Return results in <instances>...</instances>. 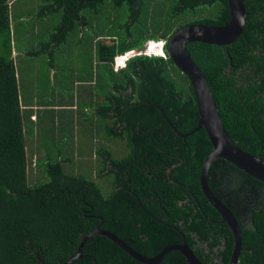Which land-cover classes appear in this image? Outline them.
Here are the masks:
<instances>
[{"label": "trees", "instance_id": "obj_1", "mask_svg": "<svg viewBox=\"0 0 264 264\" xmlns=\"http://www.w3.org/2000/svg\"><path fill=\"white\" fill-rule=\"evenodd\" d=\"M11 1L0 0V264H62L98 225V216L104 220L99 227L145 256L183 239L201 263L227 264L231 233L198 182L211 145L203 128L181 138L157 109L180 133L195 126L192 89L165 55L166 41L189 23L224 25L226 0H40L39 14L58 21L47 41L27 52L31 57L45 51L55 57L52 48L67 44L78 18L87 36L85 126L58 142L50 133L54 148L41 150L38 129L34 138V124L20 103ZM103 2L110 11L102 12ZM243 3L244 27L234 42H190L186 49L209 85L230 139L264 158V0ZM158 37L165 39L164 57L134 55L112 70L113 56ZM39 153L44 158L38 165ZM76 157L85 162L75 167ZM207 180L239 224L236 264H264V183L221 158L210 163ZM136 224L145 240L138 238ZM70 264L143 263L93 235ZM157 264L188 263L172 250Z\"/></svg>", "mask_w": 264, "mask_h": 264}, {"label": "water", "instance_id": "obj_2", "mask_svg": "<svg viewBox=\"0 0 264 264\" xmlns=\"http://www.w3.org/2000/svg\"><path fill=\"white\" fill-rule=\"evenodd\" d=\"M226 6L227 22L224 25L214 26L202 23H189L175 30L166 41L165 55L179 72L185 76L192 89L197 112L195 126L188 132L180 133L173 127L164 113L159 108L157 109L168 126L181 138L203 128L212 149L201 162L198 182L203 196L219 214V221L225 223L231 233L232 249L227 264H236L240 250L239 224L230 209L215 196L209 187L207 180L208 167L214 159L221 158L248 176L264 183V158L240 149L230 139L221 122L209 85L202 71L186 49V45L190 42L223 46L236 40L244 27L246 15L244 3L243 0H226ZM262 55L261 64L264 66V51ZM166 175H169L168 170H166ZM98 218L100 219V217ZM93 235L107 238L131 258L143 264H157L165 253L172 250L179 251L188 264H203L194 256L183 239L179 243L165 245L152 256H145L128 246L112 232L100 229L98 225L82 236L75 253L62 264H70L76 258H79L84 243ZM35 255L38 262L41 261L38 254L36 253Z\"/></svg>", "mask_w": 264, "mask_h": 264}, {"label": "rangeland", "instance_id": "obj_3", "mask_svg": "<svg viewBox=\"0 0 264 264\" xmlns=\"http://www.w3.org/2000/svg\"><path fill=\"white\" fill-rule=\"evenodd\" d=\"M23 3V6H22ZM41 1L40 0H16L13 4V11H18L19 9H26V10H33V12H39V7H40ZM103 7H102V12L108 10L110 11L109 7L107 6L106 2H103ZM16 14V12H14ZM106 17V16H105ZM92 19V18H91ZM58 21V18L55 16H45L42 15L41 17H38L37 19L32 18L29 22L23 23L19 22L18 19L14 16L11 17V22H10V27L11 30L15 31V34L12 35L11 40H12V55H14V62H15V68L17 71L18 75V84L20 87V91L24 92L29 98L31 93L34 91L33 86H29V88H25L23 85V82L27 80H34L35 78H38L40 81H43L42 84H44V75L41 73L42 66H46V61L48 59V56L45 53H41L40 55L36 56V59L32 58L31 56H25L21 55V52H26L27 50H35L39 47V41L42 40H47L49 37V34L52 32V29L56 25ZM93 24V23H92ZM29 30L30 34H28L27 38L21 37L20 41H18V30ZM87 36H85V41ZM103 41L108 42L109 40L104 39ZM86 43V42H85ZM26 46V49L24 47ZM159 44H157V48ZM154 50L153 53L154 55H160L163 57L161 54H156V50ZM136 51L128 53L129 56L135 54ZM140 52H145L147 55H151V52L149 51V46L148 50L146 51H140ZM161 53V52H159ZM66 54V52L64 53ZM61 54H57L56 57L60 56ZM127 55V54H126ZM55 57V58H56ZM65 58H68V56H64ZM127 58V57H126ZM124 56L118 57L116 61L121 63L119 66L113 65L114 69H118L123 66V60ZM95 60L92 61V67L95 66ZM55 69V74H54V80H55V85L56 87L59 86L60 80L63 76L64 70L62 67H54ZM68 73V72H67ZM72 75L67 74L65 77V83L62 85L64 86V91H60V96L58 98H54L55 100L51 101L50 104L54 105H60L59 108H49L50 112L51 111H58L56 116H48L46 107H44L40 112H41V119L40 124H39V129H38V138L36 141H38V145L40 147V150L44 147H49V148H54L53 144L51 142L52 136H50V133L55 134V140L58 142V138H63V140H68L69 134L73 132L71 130L72 123L77 124L76 122L79 119H85V110L83 113H79L78 111L76 112L75 110H69L66 106L67 103L70 102H82L84 105L85 109V96H80L78 99H71L70 94L66 91V88L68 87L69 83L68 80ZM92 84V83H90ZM61 85V83H60ZM39 88L40 85H38V89L35 93H39ZM27 90V92H25ZM35 98V97H34ZM46 101V98H44ZM80 100V101H79ZM47 103V102H46ZM81 108V105L79 103V109ZM56 117V118H55ZM64 120L65 123L60 122V120ZM77 129V128H74ZM50 131V132H49ZM62 140V141H63ZM72 144V143H71ZM73 149H74V144ZM75 145H77L75 143ZM79 146V145H78ZM71 147V146H68ZM84 147V146H81ZM51 152H54V149H50ZM123 151V148H122ZM121 151V152H122ZM41 152V151H40ZM30 154V151H29ZM42 154V153H41ZM39 153L37 164H41L42 162L40 161L43 160V156H41ZM120 153H116L115 155H119ZM75 159H78V162H74L75 167L78 165V163H84L85 159L83 157H76ZM85 173V171H83ZM46 178V177H45Z\"/></svg>", "mask_w": 264, "mask_h": 264}, {"label": "crops", "instance_id": "obj_4", "mask_svg": "<svg viewBox=\"0 0 264 264\" xmlns=\"http://www.w3.org/2000/svg\"><path fill=\"white\" fill-rule=\"evenodd\" d=\"M15 1L16 0H12L9 4L10 18L15 15V17L18 19L19 22L27 23L32 18L37 19L38 17H41L43 15L42 13L39 14V12H33V10H26V9H19L18 11L17 10L13 11V4ZM14 12H16V14ZM17 30L24 39L27 38L28 34H30L29 30H24V29L23 30L17 29ZM67 39L68 42L65 46L62 47L54 46L52 48V51L56 50L54 56L56 57L57 54H61L60 56L56 58L52 56V58H50L47 54L49 53L48 51L42 52L48 56V59L46 61V66H42L43 68L41 70V73L44 75V81H45L44 84H42L43 81H40L38 78L23 82L25 88H29V86H33L34 91L31 93L29 98H27L28 96L24 92L19 90L21 107L24 113L28 115V120H30L32 124H34V138H36L37 136L36 129H39V124H40L39 120L41 119L40 111L44 107H46L48 116L54 117L57 115L58 113L57 110L50 112L49 108L51 107L59 108L60 105L50 104V102L55 100L54 98L59 99L60 96L59 92L64 91V86L62 84L65 83V77L67 74H69V76L70 74L72 75L68 80L69 85L66 88V91L71 96L70 100L72 98L78 99L80 96H85V25L83 24L81 19L78 18L76 20L75 31L68 34ZM45 41L47 40L39 41V44ZM24 49H26V46L24 47ZM50 49H45V50L50 51ZM28 51L29 50H27L26 52H21V55L30 56V54L27 53ZM65 52L66 54H64ZM66 55L68 56V58L64 57ZM36 56L32 58L36 59ZM54 67H62L64 70L63 76L60 80L61 85L59 83L58 87H56V85L54 84L55 83ZM38 85H40L39 93H35L38 89ZM25 92H27V90H25ZM44 98H46V101ZM79 103L81 105L80 109H79ZM79 103L70 102L64 106H66L69 110L72 111L75 110L76 112L78 111L79 113H83L85 110L83 109L84 105L81 101ZM60 122L65 123L64 120H60ZM76 122L78 123V125L72 123L71 130L79 132L80 131L79 129H83L80 125L85 126V119H79ZM82 132H85V130Z\"/></svg>", "mask_w": 264, "mask_h": 264}, {"label": "flooded vegetation", "instance_id": "obj_5", "mask_svg": "<svg viewBox=\"0 0 264 264\" xmlns=\"http://www.w3.org/2000/svg\"><path fill=\"white\" fill-rule=\"evenodd\" d=\"M107 4V3H106ZM108 6V5H107ZM123 16V15H122ZM120 20H121V18H120ZM119 20V21H120ZM106 21V17H105V15H103V17H102V22H105ZM164 26V25H163ZM92 27H94V23L92 24ZM89 36V35H88ZM115 38V37H114ZM95 39H109V37H103V36H97ZM149 41H152V42H154V43H156V44H158V43H160L159 44V47H160V50H161V53H156V54H161V55H163V57L165 56L164 55V45H165V39L164 38H162V37H158L157 39H146V40H144L143 42H142V44H141V46L139 47V48H133V49H131V50H128V51H126V52H124L123 54H120V55H115V56H113V59H112V68H114L113 67V65H115V66H117L116 64L118 63L117 61H116V59L118 58V57H121V56H124V60H123V66H124V63H125V60L127 59V58H129V57H131V56H134V55H139V54H143V55H147L145 52H140V51H147L148 50V44H149ZM166 47V46H165ZM134 51H136L135 52V54H133V55H131V56H129L128 55V53H131V52H134ZM127 54V55H126ZM155 53H151V55H154ZM158 56H160V55H158ZM127 57V58H126ZM122 66V67H123ZM121 68V67H120ZM115 70H117V69H114V71ZM149 214V213H148ZM98 217H100V216H98ZM100 221H99V223H98V225H100V224H102L103 223V221L104 220H102V218L100 217V219H99ZM160 222V221H159ZM136 226H137V228H138V238H140L141 240H145L146 239V234H144V232H142V230H141V226L140 225H138V224H136ZM99 227V226H98ZM100 229H103V230H107V231H109V232H112L113 234H115L113 231H111V230H109V229H107V228H102V227H99ZM117 237H118V235L117 234H115ZM119 238V237H118ZM126 243V242H125ZM127 244V243H126ZM128 245V244H127ZM128 246H130V245H128ZM131 247V246H130ZM132 248V247H131Z\"/></svg>", "mask_w": 264, "mask_h": 264}, {"label": "bare ground", "instance_id": "obj_6", "mask_svg": "<svg viewBox=\"0 0 264 264\" xmlns=\"http://www.w3.org/2000/svg\"><path fill=\"white\" fill-rule=\"evenodd\" d=\"M158 44H160V43H158ZM148 46H149V51H150L151 53H153L154 50L157 48V44L154 43V42H152V41L149 42ZM158 47H159V46H158ZM156 52H157V53L161 52L160 48H157ZM120 64H121V63L119 62V63H117L116 65L119 66Z\"/></svg>", "mask_w": 264, "mask_h": 264}, {"label": "clouds", "instance_id": "obj_7", "mask_svg": "<svg viewBox=\"0 0 264 264\" xmlns=\"http://www.w3.org/2000/svg\"><path fill=\"white\" fill-rule=\"evenodd\" d=\"M150 42V41H149Z\"/></svg>", "mask_w": 264, "mask_h": 264}]
</instances>
